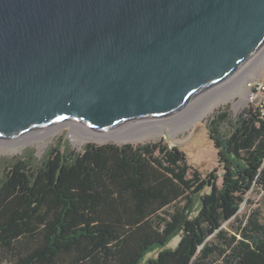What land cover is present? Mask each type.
Instances as JSON below:
<instances>
[{"label":"water","instance_id":"water-1","mask_svg":"<svg viewBox=\"0 0 264 264\" xmlns=\"http://www.w3.org/2000/svg\"><path fill=\"white\" fill-rule=\"evenodd\" d=\"M263 48L264 0H0V140L153 126L179 148Z\"/></svg>","mask_w":264,"mask_h":264},{"label":"trees","instance_id":"trees-1","mask_svg":"<svg viewBox=\"0 0 264 264\" xmlns=\"http://www.w3.org/2000/svg\"><path fill=\"white\" fill-rule=\"evenodd\" d=\"M228 118L218 113L209 130L221 177L162 141L12 163L0 178V264H264V221L239 217L249 193H264V119L249 107L224 135Z\"/></svg>","mask_w":264,"mask_h":264},{"label":"rangeland","instance_id":"rangeland-1","mask_svg":"<svg viewBox=\"0 0 264 264\" xmlns=\"http://www.w3.org/2000/svg\"><path fill=\"white\" fill-rule=\"evenodd\" d=\"M263 70L264 54L261 63L255 68L249 69L246 74H243L236 87L232 88L231 86L234 85L228 84L224 89L222 88L223 90L220 89V92L216 94L214 93L215 95L210 97L203 105L201 111L197 113V118L195 116L191 120L188 119L183 123L182 127L181 124L172 127L173 129L176 128V130L180 129L176 132L175 136H173V139L176 142L182 144L179 149L187 155L190 165L198 169L203 176H207L217 168L219 177L223 174V170L219 168L218 152L209 138L211 121L217 117L218 113L227 112L229 118L227 122L221 124L219 130L224 135L229 134L239 115L245 109L249 108L247 91L245 89L246 80L252 76L261 74ZM194 121L201 122L195 126ZM160 136L161 135L158 131H149L137 139H128L122 142L114 141V139L106 141H88L80 136L78 137L70 125H64L52 133L40 138H29L20 142L2 139L0 140V178L6 174L11 164L16 161L29 160L32 167H41L46 160L49 151L57 147H61V151L64 152L80 153L88 144H95L97 146L107 144L123 146L131 144L133 146H138L160 141L168 144L166 139ZM209 192L210 190L207 188L201 195ZM246 199L248 200V203L242 205L239 217L244 218L252 214L254 211H258L260 214V220L264 221V193L260 190H256L253 193H249L246 196ZM200 210L201 201L200 196H198L194 201L191 217H196ZM222 228L229 230L230 233L234 232L229 223L224 224ZM180 240L181 237L177 236L172 240L168 248L175 249ZM158 253L159 251H155L149 254L145 258L144 263L150 259L156 258Z\"/></svg>","mask_w":264,"mask_h":264},{"label":"bare ground","instance_id":"bare-ground-1","mask_svg":"<svg viewBox=\"0 0 264 264\" xmlns=\"http://www.w3.org/2000/svg\"><path fill=\"white\" fill-rule=\"evenodd\" d=\"M264 48L256 55V56H254L248 63H247V65L241 70V71H239L230 81H228L224 86H222L220 89H224V87H226L228 84H232V85H234V86H231L232 88H234V87H236L237 86V84L240 82V79L242 78V75L243 74H246V72L247 71H249V69H251V68H255L256 66H258L259 65V63H261V61L263 60V54H264ZM263 52V53H262ZM217 90L216 92H215V94L216 93H218V92H220L221 90ZM222 89V90H223ZM215 94H213L212 96H214ZM211 96V97H212ZM206 102H204L199 108H198V112L199 111H201V109H202V107H203V105L205 104ZM197 112V113H198ZM192 114V113H191ZM191 114L190 115H188L187 117H185V118H183V119H187V118H189L190 116H191ZM198 116H196V118H197ZM181 120H178V123L177 124H172L173 126L172 127H174V126H178L179 124H181V122H180ZM180 122V123H179ZM58 129V128H57ZM57 129H55V130H57ZM55 130H53V131H55ZM74 130V129H73ZM52 131V132H53ZM75 131V130H74ZM149 131H158L159 133H160V135H161V131H159V130H157L156 128H154L153 129V126H150V127H145V128H141V129H137V130H134V131H131V132H127V133H124V134H118V135H113V136H107V137H102V138H96V139H86V140H94V141H106V140H110V139H114V141L116 140V141H118V142H122V141H124V140H128V139H137L138 137H140V136H143V134H145V133H147V132H149ZM52 132H50V133H52ZM50 133H48V134H50ZM75 133H76V135L79 137L80 135L75 131ZM46 136V135H45ZM81 137V136H80ZM83 138V137H82ZM85 139V138H84ZM20 142V141H19ZM79 142H80V140H79ZM13 145H15V144H13Z\"/></svg>","mask_w":264,"mask_h":264},{"label":"built area","instance_id":"built-area-1","mask_svg":"<svg viewBox=\"0 0 264 264\" xmlns=\"http://www.w3.org/2000/svg\"><path fill=\"white\" fill-rule=\"evenodd\" d=\"M249 107L257 110L264 119V70L261 74L252 76L245 83Z\"/></svg>","mask_w":264,"mask_h":264}]
</instances>
